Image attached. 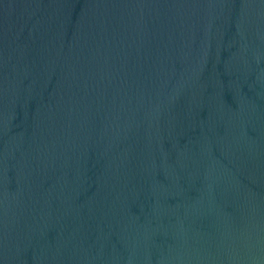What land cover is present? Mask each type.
Segmentation results:
<instances>
[{
  "label": "water",
  "instance_id": "95a60500",
  "mask_svg": "<svg viewBox=\"0 0 264 264\" xmlns=\"http://www.w3.org/2000/svg\"><path fill=\"white\" fill-rule=\"evenodd\" d=\"M0 264H264V0H0Z\"/></svg>",
  "mask_w": 264,
  "mask_h": 264
}]
</instances>
